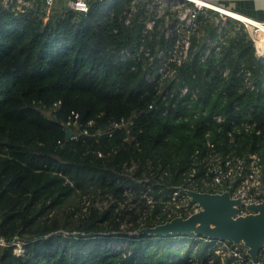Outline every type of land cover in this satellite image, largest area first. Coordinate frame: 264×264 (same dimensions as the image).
Listing matches in <instances>:
<instances>
[{"label":"trees","instance_id":"16d2710c","mask_svg":"<svg viewBox=\"0 0 264 264\" xmlns=\"http://www.w3.org/2000/svg\"><path fill=\"white\" fill-rule=\"evenodd\" d=\"M130 3L62 4L45 20L42 3L0 0V264H223L214 238L142 231L189 217L181 189L235 194L241 179L216 182L214 154L223 167L241 158L247 168L254 155L264 163V65L247 32L225 30L218 56L150 81L158 67L122 51L144 45L155 56L178 36L123 24ZM192 41L203 49L204 37Z\"/></svg>","mask_w":264,"mask_h":264},{"label":"built area","instance_id":"2783aa9c","mask_svg":"<svg viewBox=\"0 0 264 264\" xmlns=\"http://www.w3.org/2000/svg\"><path fill=\"white\" fill-rule=\"evenodd\" d=\"M6 3H13L15 1L22 7L32 6V2L29 0H4ZM44 6V12L46 13V20L50 17V13L60 0H40ZM70 6L77 12L90 11L89 0H72ZM20 7V8H22ZM209 8L213 9L215 13L219 12V16H213V24L215 28L216 39H213L202 28L199 21V16ZM205 16H208L205 14ZM229 18L243 22L245 26L249 27V38L253 41L256 55L261 58L264 65V21H257L249 19L243 15L233 13L220 9L214 4H210L209 0H131L128 10H126L122 17V22L125 25H132L135 19L142 21L143 30L142 33L150 38L157 31H162L166 39L170 38L174 32L177 33V39L171 47H159L155 56L150 54V49L144 45H138V51L130 49L122 51L121 55L124 59L135 56L144 59L152 67H158L157 75L153 77L148 76V80L159 82L164 81L168 75L165 73L167 68H172V74L170 79L176 77L178 70L177 66L190 62L195 57L200 63H204L207 59L214 56H218L222 46L226 43L227 35L224 34L227 28V22ZM158 33V32H157ZM236 35L240 34V31L235 32ZM234 33V34H235ZM196 35L198 38L204 37L203 49L199 52L196 51V46L193 45L192 37ZM158 64L159 66H154ZM228 70L224 71V75L227 76ZM250 73H247V86L254 89V85L251 83ZM182 95L189 92L188 86L182 88ZM213 119L219 123L224 121L222 115L215 114ZM208 146L213 149L214 144L208 141ZM211 171L216 175V182L226 179L234 183L240 178V183L236 185L234 198H240L244 201V205L254 203L251 197L264 196V172L262 167L264 163H260L258 156H250V165L244 167V159L237 158L234 163L228 161L225 167L221 164V157L218 154L212 156ZM238 196V197H237ZM263 201V200H262ZM257 202V201H256ZM260 203V202H258ZM212 244V248L222 257V263L231 260L230 264H244V260L249 259L251 264H256L250 255L247 253V248L243 243H233L224 239L214 238L209 239ZM0 244L4 245V241L0 239ZM264 252V247L260 252ZM15 252L18 255L24 253L20 244H17ZM260 255V253H259ZM189 264V263H182ZM190 264H196L191 260ZM258 264H262L258 259Z\"/></svg>","mask_w":264,"mask_h":264},{"label":"water","instance_id":"95a60500","mask_svg":"<svg viewBox=\"0 0 264 264\" xmlns=\"http://www.w3.org/2000/svg\"><path fill=\"white\" fill-rule=\"evenodd\" d=\"M72 132L67 129L66 138ZM202 210L187 218L176 217L165 224L146 229L148 234H201L209 238H220L233 243H243L247 253L258 264L264 247V200L246 205L248 215H238L240 198H233L229 191L222 193L197 192L181 189Z\"/></svg>","mask_w":264,"mask_h":264},{"label":"crops","instance_id":"0c3cea01","mask_svg":"<svg viewBox=\"0 0 264 264\" xmlns=\"http://www.w3.org/2000/svg\"><path fill=\"white\" fill-rule=\"evenodd\" d=\"M5 2L4 0H2ZM32 2V6L35 5L36 3H41L40 0H29ZM72 0H60L57 2L55 7H53L52 11L56 7H60L62 4H66L67 7L70 6V2ZM210 4H214L220 9L226 10V11H231L233 13H237L239 15H243L244 17H247L249 19H254L257 21H264V0H209ZM30 6V7H32ZM14 7L20 8L22 7L19 5L17 1H15ZM52 11L50 13V16L52 14ZM206 14H210L212 16L211 20H213V14L215 11L211 8L205 11ZM49 16V17H50ZM45 18H46V13H45ZM46 20V19H45Z\"/></svg>","mask_w":264,"mask_h":264},{"label":"rangeland","instance_id":"374dc122","mask_svg":"<svg viewBox=\"0 0 264 264\" xmlns=\"http://www.w3.org/2000/svg\"><path fill=\"white\" fill-rule=\"evenodd\" d=\"M216 11V10H215ZM213 15H216V14H213ZM219 16V12H217V16H215V17H218ZM232 20H235V19H233V18H229L228 19V22H227V28H226V30H229L230 31V33H235L236 31H240V32H243V31H245V32H248L249 34H250V29H249V27H247V26H245V24L243 23V22H239L238 20H235V21H232ZM231 23H232V26L233 27H235L234 29H232L233 27L231 26ZM231 29H230V28ZM236 34V33H235ZM234 34V35H235ZM143 39V38H142ZM143 41V40H142ZM172 68H167L166 69V71H165V73L168 75V77L167 78H169L170 77V75L172 74ZM164 81H162L161 83H163ZM162 91V90H161ZM238 197V196H237ZM189 196L187 197V198H183V197H181V200H176V202H177V206L178 207H180V208H182V207H184L186 210H190V215L189 216H191V215H193V214H195V213H198L199 211H201L202 210V207L201 206H199V204H197V202H194V203H191V199L189 200ZM234 198V197H233ZM193 202V201H192ZM238 212H237V216L238 215H248V214H250L249 213V211H248V209L246 208V206H245V208H244V201H242V204L240 205V206H238ZM174 246H178V248H182L183 246L182 245H180V244H176V245H174ZM190 246H192V242H190ZM123 247H128V243L127 242H125V244H123ZM119 249V248H118ZM172 260L174 259V257L172 256V258H171ZM194 262H196V260L194 259L193 260ZM244 264H251V262H250V260L249 259H246V260H244Z\"/></svg>","mask_w":264,"mask_h":264}]
</instances>
